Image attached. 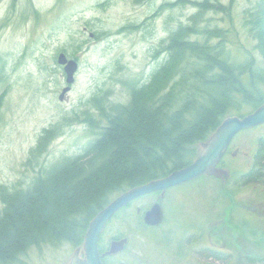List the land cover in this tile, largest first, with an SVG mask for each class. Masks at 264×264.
I'll use <instances>...</instances> for the list:
<instances>
[{"label":"rangeland","instance_id":"374dc122","mask_svg":"<svg viewBox=\"0 0 264 264\" xmlns=\"http://www.w3.org/2000/svg\"><path fill=\"white\" fill-rule=\"evenodd\" d=\"M171 1L0 0V92L7 86L0 109V184L25 187L39 170L78 153L94 138L81 119L87 112L96 120L103 118L88 100L96 93L97 104H125L129 87L145 82L164 59V53L153 54L169 28L186 22L196 10L176 7L153 16L160 4ZM255 1L236 0L231 21L223 20L222 14L208 17L211 23L228 27L233 53L240 57L252 53L264 68L241 18L242 10ZM133 25L140 28H126ZM61 51L79 62L63 100L58 96L65 75L56 63ZM61 121L67 125L46 153L34 165L25 163L41 130ZM256 127L233 137L219 165L227 175H203L163 194L139 197L121 209L100 237L104 246L115 236L128 238L110 263L264 264V232L255 227H264L257 205L264 203V185L237 182L251 164L257 138L264 136V126ZM155 202L160 204L162 220L147 228L142 215ZM82 243L75 248L66 242L58 248H31L25 264H68ZM207 245L222 257L221 251L233 253L213 258L201 252Z\"/></svg>","mask_w":264,"mask_h":264},{"label":"trees","instance_id":"16d2710c","mask_svg":"<svg viewBox=\"0 0 264 264\" xmlns=\"http://www.w3.org/2000/svg\"><path fill=\"white\" fill-rule=\"evenodd\" d=\"M235 3L174 0L157 7L153 16L176 7L196 10L186 22L169 28L153 54L165 57L147 80L129 87L125 104H97L93 94L87 103H93L103 119L88 112L81 119L93 131L91 141L78 153L39 170L25 187L0 184V264H25L31 248H58L65 242L79 246L89 222L114 197L189 165L199 153V143L224 118L242 117L264 103V68L252 53H233L228 27L208 17L222 14L231 21ZM241 18L264 60V0L243 9ZM6 89L0 92V109ZM66 125L61 121L43 128L25 163L34 165ZM262 149L264 145L260 155ZM263 160L264 155L253 156L237 182L256 184L264 178Z\"/></svg>","mask_w":264,"mask_h":264},{"label":"water","instance_id":"95a60500","mask_svg":"<svg viewBox=\"0 0 264 264\" xmlns=\"http://www.w3.org/2000/svg\"><path fill=\"white\" fill-rule=\"evenodd\" d=\"M57 63L63 66L66 86L62 89L58 99L63 100L70 90V84L74 82V74L78 64L73 59H68L64 53H59ZM264 123V103L251 113L242 117L232 115L224 118L218 127L210 134L207 140L199 144L200 151L197 157L189 165L173 171L165 177L155 179L142 185L130 188L113 198L102 208L89 222L84 234L82 246L76 248L68 264H103V254L99 252V238L107 223L120 211L135 199L161 191L162 194L168 188L189 182L200 176H213L222 178L227 171L218 167L226 153L233 137L240 131L253 128ZM144 222L155 226L161 222V208L154 204L144 214ZM127 242L126 238L113 240L110 243L107 254H115L123 250ZM82 248V249H81ZM83 256H80V253Z\"/></svg>","mask_w":264,"mask_h":264},{"label":"flooded vegetation","instance_id":"af4514ba","mask_svg":"<svg viewBox=\"0 0 264 264\" xmlns=\"http://www.w3.org/2000/svg\"><path fill=\"white\" fill-rule=\"evenodd\" d=\"M262 126H264V124H261V125H259V126H257L256 128H260V127H262ZM264 138V136H260L259 138H257V144H256V148H255V151H254V155L253 156H256L257 155V158H260V156H262V155H264V150L262 149V151H263V153L260 155V153H261V148L263 147V145H264V142H262V139ZM261 147V148H260ZM229 149V148H228ZM228 151V150H227ZM262 163H264V160L263 161H261V164ZM251 165V164H250ZM250 167V166H249ZM249 167H248V169H249ZM248 169L247 170H245L244 172H242L241 173V175H243V174H245L247 171H248ZM260 174H264L263 172H261L260 171ZM264 177V176H263ZM256 184H263L264 185V178H262V179H260V181L258 182V183H256ZM245 184H243L242 186H244ZM166 192H167V190H166ZM156 193H158L159 195L162 193V192H156ZM154 204H159L158 202H155V203H153L152 205H154ZM151 205V206H152ZM160 205V204H159ZM250 205H251V203L249 202L248 203V206L250 207ZM258 205V209H259V215L262 217V216H264V203H258L257 204ZM151 206L147 209V210H149L150 208H151ZM161 208V207H160ZM147 210H145V212L147 211ZM145 212L143 213V215H142V222H143V225L145 226V227H147V228H152V227H155V226H157V225H155V226H150V225H147L145 222H144V214H145ZM161 220H162V210H161ZM226 223H227V221H226ZM245 224V223H244ZM246 224H248V222L246 221ZM255 227H256V229H259V230H257V232H260V231H262V232H264V227L263 226H261V225H257V224H255ZM231 232V231H230ZM121 238H126L127 239V242H128V238L126 237V236H122V237H116V238H111L109 241H108V244H107V246H104V242H103V240H102V238H100L99 239V252H100V254H103V257H102V262H103V264H111L110 262H111V258H113V257H115L116 255H118L119 254V252H117V253H115V254H107L108 253V251H109V247H110V243L113 241V240H119V239H121ZM207 238L209 239V237L207 236ZM121 252V251H120ZM202 253H204V254H206V255H208L209 253H211L209 256H212L213 254H216L218 251H216L215 249H212V247H210V246H206V247H202V251H201ZM219 253V252H218ZM221 253H223V255H225V257L227 256V257H229V254H231V253H233L232 251L231 252H228V253H224V252H222L221 251ZM117 264H124V263H117Z\"/></svg>","mask_w":264,"mask_h":264}]
</instances>
